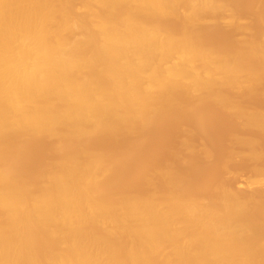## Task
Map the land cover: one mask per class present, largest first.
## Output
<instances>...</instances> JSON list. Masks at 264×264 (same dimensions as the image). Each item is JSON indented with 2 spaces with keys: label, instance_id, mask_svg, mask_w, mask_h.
Returning a JSON list of instances; mask_svg holds the SVG:
<instances>
[{
  "label": "bare ground",
  "instance_id": "1",
  "mask_svg": "<svg viewBox=\"0 0 264 264\" xmlns=\"http://www.w3.org/2000/svg\"><path fill=\"white\" fill-rule=\"evenodd\" d=\"M227 8L222 24L250 32L224 0H0V264H264V233L251 219L264 227V203L254 196L222 179L192 191L190 177L162 165V197L140 201L104 188L110 173L87 150L118 128L145 143L174 97L185 109L218 106L264 136V111L243 104L264 96V19L261 40L247 32L231 51L199 32L204 16ZM201 110L193 114L200 129ZM11 134L23 140L16 151L3 144ZM55 135L76 139V153L60 151L36 178L22 174L29 143ZM243 138L242 155L255 163L256 143Z\"/></svg>",
  "mask_w": 264,
  "mask_h": 264
},
{
  "label": "rangeland",
  "instance_id": "2",
  "mask_svg": "<svg viewBox=\"0 0 264 264\" xmlns=\"http://www.w3.org/2000/svg\"><path fill=\"white\" fill-rule=\"evenodd\" d=\"M224 1L236 11L240 24L248 25L249 29L251 26V33L249 31H235L222 24V21L231 13V9L229 10L227 8L215 15L204 16L205 24H203L199 31L201 35L203 33L202 41L204 43H214L217 48H224L223 51H231L236 48L235 40L237 39L244 38L250 34H254L255 38L262 36L261 33L263 32L259 31L262 29H256V27H259V25L257 26L259 24L257 23L259 22L258 19H264V8H260V6L256 7L255 0ZM251 7L255 9L253 10ZM259 10L263 12L261 13ZM174 24L175 22H173ZM175 25L177 26V24ZM247 32L250 34H247ZM261 38L259 37L258 39L261 40ZM252 96L246 99L243 104L246 107H253L264 111V96ZM184 109L180 106L178 97H174L171 103L169 102L167 107L161 111L160 120L158 124H155V128L151 126L152 129L150 127L146 131L147 133L144 135L145 143L136 145L135 138L139 133L137 131L129 133L122 128H118L113 133H110V135L99 136L90 142L87 145V150L97 155L101 160V168L110 173V178L107 180L104 188L105 186H109V188L120 187L126 193L134 195L140 201L148 199L152 191H155L159 197H162L161 193L164 184L156 173L159 166L166 165L171 167L179 178L183 179L185 177L187 179L190 177L188 178L190 181H188L192 191H197L198 189L196 188L203 183H211L217 179H222L223 183L225 182L224 184H228L227 187L236 189L240 197L254 196L264 203V136L254 129H246L240 120L231 114L228 115V112L215 105L204 107L202 110L200 109L206 113V116L208 115L204 128L200 129L193 123L194 112L200 111L196 106L185 109L186 111L183 114L184 118L180 123L169 125V120L180 114ZM228 118L229 124L226 127H222L221 122ZM236 136L239 138L244 137L243 139L248 141L251 140L253 145L256 143L254 147L259 155L258 161H255L256 165L254 161L250 160V162L249 159L243 157L242 153L244 149L241 146L239 147L236 142ZM61 137V135H55L49 138L40 136L33 139L29 143L28 151L24 153L21 161L22 174L26 177L36 178L44 172V169L48 165L47 163L58 160L60 151L74 155L79 147L77 140L73 138L62 139ZM22 141L20 136L11 134L3 144L11 151H16ZM231 145L233 146L231 147ZM208 150L211 151L208 158L199 155L201 152ZM231 151H234V155ZM190 152H194L196 155L191 157ZM128 153L132 154L131 157L134 156V158L131 159L130 157L128 160H123L121 156ZM138 155L139 158H137ZM110 156L113 158L112 161L110 160ZM232 156L233 158H231ZM191 161H195V164ZM121 164H128V170L125 172H117ZM256 171H259V173H256ZM255 180H259L263 184L262 189H258L253 185L250 186ZM195 195L205 200L208 199L206 195L200 192H196ZM251 215V219L259 233L263 234L264 227L259 220L260 217L257 214Z\"/></svg>",
  "mask_w": 264,
  "mask_h": 264
}]
</instances>
